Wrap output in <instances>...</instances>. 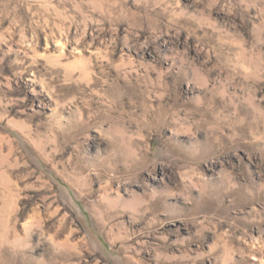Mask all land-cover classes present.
Returning a JSON list of instances; mask_svg holds the SVG:
<instances>
[{
    "label": "rangeland",
    "instance_id": "374dc122",
    "mask_svg": "<svg viewBox=\"0 0 264 264\" xmlns=\"http://www.w3.org/2000/svg\"><path fill=\"white\" fill-rule=\"evenodd\" d=\"M0 264H264V0H0Z\"/></svg>",
    "mask_w": 264,
    "mask_h": 264
}]
</instances>
